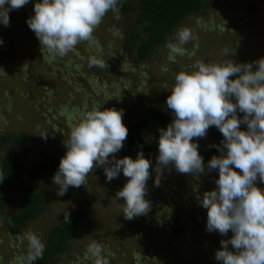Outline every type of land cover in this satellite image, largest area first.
Returning a JSON list of instances; mask_svg holds the SVG:
<instances>
[{"label": "rangeland", "instance_id": "obj_1", "mask_svg": "<svg viewBox=\"0 0 264 264\" xmlns=\"http://www.w3.org/2000/svg\"><path fill=\"white\" fill-rule=\"evenodd\" d=\"M37 2L29 0L27 5L12 10L9 26L0 24L2 44L14 49L0 66V136H9L0 149V161L11 148L22 168L47 156H65L64 141L71 127L94 108L123 110V123H132L158 98L171 93L177 72L192 70L190 66L196 62L250 63L264 57V0H217L214 6L189 16L143 61L134 50L124 49L128 32L142 35L138 8L120 9L119 20L112 12L105 15L93 33L95 43L80 42L67 55L52 57L27 24L35 15ZM260 24L262 38L257 34ZM185 27L195 37L183 46L188 54L169 60L166 43ZM93 57L104 66L91 65ZM21 134L26 135L23 145L14 142ZM43 134H47L46 139ZM145 135L147 142L153 132ZM193 142L211 144L207 137L193 138ZM158 156L147 157L151 167L145 199L150 202V210L132 220L124 217L125 201L116 198L130 178L121 172L109 182L103 167L88 174L86 185L70 186L63 196L57 195L59 185L53 183V177L8 189L4 193L7 203L0 209V264H19V258H25L27 264L28 242L18 236L34 232L46 247L52 228L78 206L83 207L84 215L77 233L66 250L47 264H96L88 251L93 242L103 246L102 256L110 264H222L215 259L222 246L210 240L207 209L200 204L203 194L216 188L218 170L206 171L203 179L202 175L181 174L169 166L162 170L157 187ZM257 186L264 190V182L257 180ZM37 193L43 199L38 214L12 234L7 218L20 209L23 195Z\"/></svg>", "mask_w": 264, "mask_h": 264}, {"label": "clouds", "instance_id": "obj_2", "mask_svg": "<svg viewBox=\"0 0 264 264\" xmlns=\"http://www.w3.org/2000/svg\"><path fill=\"white\" fill-rule=\"evenodd\" d=\"M28 3L29 0H0V24L9 26V13ZM110 11L120 19L119 0H38L35 15L27 24L42 49L52 57H63L80 42L95 43L93 33ZM194 39L190 29H179L166 43L169 60L188 54L183 46ZM90 63L104 66L94 57ZM190 67L192 70L175 74L166 100L174 118L166 129L159 130L155 186L160 184L162 170L169 166L181 174L197 176L205 174L206 168L218 169L216 188L206 191L200 204L207 209L208 232L227 236L231 231L233 235L221 240L215 259L222 264H264V190L257 186V180L264 182V57L239 64L198 61ZM238 112L244 114L242 118ZM122 117L123 110L115 108H94L84 113L64 141L67 152L52 180L59 185L57 195L63 196L70 186L86 185L88 174L96 167H103L109 182L122 172L130 179L116 198L125 201L124 217L132 220L150 210L145 195L151 161L143 152L135 159L116 157L129 131ZM241 124L247 126L246 130L241 129ZM212 126L223 136L216 146L221 154L212 156L205 166L193 138L206 137ZM41 136L47 138V134ZM69 216L66 212L68 223ZM18 239L28 242L27 264L43 258L45 244L36 233L26 232ZM88 251L96 264H110L102 256V245L93 242ZM19 264H25V258H19Z\"/></svg>", "mask_w": 264, "mask_h": 264}, {"label": "trees", "instance_id": "obj_3", "mask_svg": "<svg viewBox=\"0 0 264 264\" xmlns=\"http://www.w3.org/2000/svg\"><path fill=\"white\" fill-rule=\"evenodd\" d=\"M216 2L217 0H119V7L123 11L138 8V22L143 26L142 35H144L142 36L134 30L128 32L124 49L126 51L134 50L138 60H146L158 46L166 42L175 29L189 16L214 6ZM110 13L111 11L106 15ZM242 15L244 16V13ZM259 27L260 29L257 28V34L259 38H262L263 28L261 24ZM251 28L253 29V27ZM13 53L14 49L8 43L2 44L0 46V66ZM234 62L243 63L241 60ZM232 78L235 79L236 77L233 76ZM169 95L171 93L158 98L148 110L143 112L137 121L124 124L129 131L123 148L115 154L118 159L125 156L135 159L139 152H143L146 159L150 154H159V130L161 128L166 129L174 118L172 111L167 108L166 104ZM237 115L241 118L243 117L242 113L238 112ZM241 129L244 130V124H241ZM151 131L153 136L146 142L145 134ZM206 137L211 140V144L208 146L199 145L198 148L205 166H207L212 156L221 154L216 146L223 140L222 134L215 126L208 129ZM8 140V135L0 136V149L7 144ZM25 141V134L14 138V142L17 144L23 145ZM61 158L57 159L53 156H47L29 168H22L18 158L12 149L9 148L4 159L0 161V209H3L7 203L8 198L4 193L8 189L19 187L27 181L42 177H53L59 168ZM206 171H208L207 168L205 169ZM206 176V174H203V179H206ZM42 200V194L40 193L23 195L20 209L7 218L8 230L12 234H17L25 224L32 221L38 214ZM83 215V207L78 206L69 216V223L64 219L56 224L48 235V243L45 247L43 258L37 259L34 264H47L55 256L63 253L70 239L77 233ZM179 223L180 218L177 217L176 224L178 225ZM232 235L231 231H229L227 236L212 232L210 240L215 245L222 246L221 240L231 239ZM229 250H233L231 245H229Z\"/></svg>", "mask_w": 264, "mask_h": 264}]
</instances>
